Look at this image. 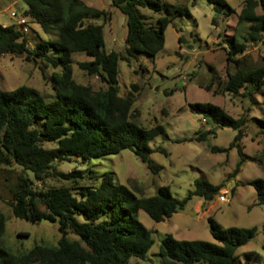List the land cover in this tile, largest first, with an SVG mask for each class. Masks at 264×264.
<instances>
[{"label":"trees","instance_id":"trees-1","mask_svg":"<svg viewBox=\"0 0 264 264\" xmlns=\"http://www.w3.org/2000/svg\"><path fill=\"white\" fill-rule=\"evenodd\" d=\"M27 8L23 17L38 23L54 38H38L34 47L28 31L21 23H0V58L7 54L39 60L46 67L61 68L51 75L56 99L46 101L34 87L21 85L11 90H0V167L18 166L22 175L10 202L15 218L38 222L47 220L58 223L62 233L57 246L35 245L26 253L15 252L3 242L7 231V217L0 210V264H128L132 257L146 259L155 240L153 231L137 218L144 210L153 220L161 222L183 210L193 195L213 199L222 183L197 179L194 190L181 199L174 196L169 186H162L153 196L139 197L127 186L117 184L113 174H106L98 186L76 187L44 185L51 176L64 179L82 178L79 169L69 172L58 170L57 163L81 157L82 160L103 158L132 150L142 161L158 171L151 161L154 149L150 142L164 131L162 124L147 127L136 122L140 110L134 103L140 90L126 96L119 94V62H130L139 53L154 57L165 44V31L171 22L168 15L158 18L156 29L146 27L138 13L139 6L161 10L158 0H111L127 17V35L124 50L105 49L104 23L111 19V11L87 4L84 0H24ZM217 11L233 9L227 0H208ZM257 8L261 12H257ZM168 13L188 14L187 7ZM103 19L104 23L95 22ZM216 20H214L215 22ZM238 25L243 26V40L235 37L230 42L227 60L234 62L236 70L228 72L224 90L229 93L253 94L264 85V56L255 66L246 64L239 57L247 52V43L264 44V0H244L238 15ZM183 37H179L181 42ZM84 52L91 60L78 64L89 75H97L106 84L94 90L91 85L74 79L73 53ZM192 110L203 114L207 121L238 130L235 141L243 137L246 117L235 118L219 105L210 102H194ZM264 126V118L259 119ZM207 133H202V140ZM47 142H55L53 147ZM214 150H227L214 148ZM246 157H241L234 173L236 176ZM27 171L33 173V178ZM36 182L43 186H36ZM257 191L258 204H264V176L247 182ZM210 229L217 242L201 239H179L166 234L160 246L164 264H243L238 249L246 245L256 234V227H224L210 217ZM73 232L80 239H71ZM19 235H26L20 232Z\"/></svg>","mask_w":264,"mask_h":264},{"label":"rangeland","instance_id":"rangeland-1","mask_svg":"<svg viewBox=\"0 0 264 264\" xmlns=\"http://www.w3.org/2000/svg\"><path fill=\"white\" fill-rule=\"evenodd\" d=\"M87 4L111 11V19L95 20L104 23L105 49L124 50L127 35V17L120 9L111 5V0H84ZM151 1V0H146ZM161 10L150 6H139L138 13L146 27L156 29L158 18L168 15L171 22L165 31V44L154 57L139 53L130 62H119V94L126 96L133 90L132 84L140 87L134 108L140 110L136 122L143 126L162 124L164 131L156 136L150 146L154 149L151 161L159 167L153 170L132 150L124 149L118 154L83 161L74 156L56 165L58 170L82 171V178L64 179L51 176L44 185L76 187L98 186L106 174H113L117 184L127 186L139 197L153 196L162 186H169L172 194L185 198L194 190L197 179H207L212 183H222L223 188L213 199L193 195L186 207L161 222L153 220L144 210L137 218L153 231L155 240L146 259L132 257L128 264H164L160 246L166 234L179 239H201L217 242L210 229V217L224 227H256L255 236L238 249L243 264H264V204H258L257 191L247 182L264 176V126L259 119L264 118V85L251 95L229 93L224 90L228 72H234L236 65L227 60L230 42L235 37L243 40V26L238 25V15L244 0H227L233 9L217 11L208 0H158ZM187 7L188 14L168 13L167 7ZM27 4L24 0H0V23H18L23 17ZM257 12H261L257 8ZM214 20H216L214 22ZM183 40L180 42L179 37ZM28 37L34 47L39 37L54 38L46 33L32 19H28ZM246 54L239 57L246 64L255 66L262 62L264 44L247 43ZM84 52L73 53L74 79L91 85L94 90L105 88L106 84L97 75H89L79 66L80 61L91 60ZM61 72V68L46 67L39 60H28L25 56L7 54L0 58V90H11L21 85L36 88L50 102L56 99L51 75ZM194 102H210L222 107L235 118L246 117L243 137L233 148L238 130L223 127L209 120L204 122L203 114L190 107ZM207 133L202 140L198 137ZM55 142H47L53 147ZM226 148L227 150H214ZM246 157L240 172H235L241 157ZM33 178V173L27 171ZM22 171L18 166L0 167V210L7 217V231L3 242L15 252L26 253L37 244L57 246L62 233L58 223L47 220L33 222L15 218L10 202L14 198L16 185ZM38 187L43 183L36 182ZM229 189L228 201L222 202L219 195ZM20 232L26 235H19ZM68 237L80 239L70 232Z\"/></svg>","mask_w":264,"mask_h":264},{"label":"built area","instance_id":"built-area-1","mask_svg":"<svg viewBox=\"0 0 264 264\" xmlns=\"http://www.w3.org/2000/svg\"><path fill=\"white\" fill-rule=\"evenodd\" d=\"M19 23H21V24H25L26 23V18H24V17H22V18H20V20L18 21ZM24 30L25 31H28V25H24ZM203 121L206 123V122H208L207 121V118H203ZM230 193V191H229V189H224L223 191H222V194H220L219 195V199H220V201H222V202H227L229 199H228V194Z\"/></svg>","mask_w":264,"mask_h":264}]
</instances>
